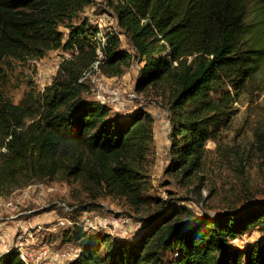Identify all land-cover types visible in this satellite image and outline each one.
I'll list each match as a JSON object with an SVG mask.
<instances>
[{
    "label": "trees",
    "instance_id": "16d2710c",
    "mask_svg": "<svg viewBox=\"0 0 264 264\" xmlns=\"http://www.w3.org/2000/svg\"><path fill=\"white\" fill-rule=\"evenodd\" d=\"M254 2L264 16V0H118L113 6L136 50L137 89L167 87L172 130L166 172L185 184L203 171L209 141L230 126L242 96L258 91L264 52L246 26ZM92 3L0 0V73L7 59L26 62L59 49L72 54L49 86L27 90L19 103L0 92V197L35 180L72 179L125 198L146 222L132 243L75 230L81 251L69 264H264V240L244 249L234 245L254 229L264 234V202L197 216L186 208L164 209L148 194L153 116L118 117L85 97L90 88L82 78L99 51L100 69L109 76L123 75L133 59L113 29L101 34L86 19L74 23ZM256 137L264 148V131ZM0 264L26 263L13 249L0 254Z\"/></svg>",
    "mask_w": 264,
    "mask_h": 264
},
{
    "label": "rangeland",
    "instance_id": "374dc122",
    "mask_svg": "<svg viewBox=\"0 0 264 264\" xmlns=\"http://www.w3.org/2000/svg\"><path fill=\"white\" fill-rule=\"evenodd\" d=\"M117 2L94 0L74 20L77 25L86 19L102 32L113 29L120 35V49L133 56L121 76H109L95 68L85 72L83 81L90 88L85 97L104 102L118 117L138 111L153 116L155 143L149 155L148 194L161 200L164 209L186 208L197 216L231 213L264 202V148L256 137L257 132L264 131V58L256 78L258 91L251 97L242 96L230 126L218 140L209 141L205 166L198 176L203 179L197 177L192 185L185 184L178 175L166 172L171 160L172 130L167 87L160 84L143 91L137 89L140 65L134 46L118 26L113 8ZM246 26L252 42L264 52V16L255 2L249 4ZM61 30L66 35L69 32L65 27ZM54 52H49L44 61L7 59L1 64L0 92L19 103L27 90H43L39 74L52 57H58ZM44 76L47 80L53 77ZM140 218L123 197L93 192L72 179L35 180L0 197V251L18 250V246L35 251L48 249L52 255L41 264H69V260L56 256L64 252L75 255L80 250L79 243L72 239L75 230L87 235H110L112 243H132L146 227ZM16 224L19 230L14 231V227L9 233L7 227ZM263 240L264 234L254 229L235 240L234 245L244 249Z\"/></svg>",
    "mask_w": 264,
    "mask_h": 264
},
{
    "label": "built area",
    "instance_id": "2783aa9c",
    "mask_svg": "<svg viewBox=\"0 0 264 264\" xmlns=\"http://www.w3.org/2000/svg\"><path fill=\"white\" fill-rule=\"evenodd\" d=\"M117 22H118V18H117ZM101 26L102 25H100V27ZM108 29H111V28H108ZM100 32H101V34L105 33V32H102L101 30H100ZM104 42H105V40H104ZM104 45H105V43H104ZM56 51L57 52H54V55H58V57L57 58L52 57V59H50L48 61L47 68H44V70H42V72H40V74H39V85L42 87V89H45L47 86H49L53 82V80L56 77L57 72H58L61 64L65 60L70 59L72 57V54L70 52H68L67 50L59 49V50H56ZM98 55H99L98 59L91 66V68H95L96 70H101L100 69V65H101L104 57H103L101 51L98 52ZM44 60H47L46 56H45L44 59L41 58V61H44ZM45 74H48V75H51V76L53 75V77H50L49 80H47V78H45V76H44ZM46 80H47V82H46ZM82 81H83V78H82ZM132 97H137V95L133 94ZM101 103L105 104L104 102H101ZM32 238H33V236L31 235V239ZM3 240H5V239L3 238ZM27 240L31 241L30 239H27ZM1 243H3V242L0 240V246H1ZM18 247H20V248H18V251H19V253L21 255V258L23 259V261L26 264H41L44 260L48 259L52 255V254H50L51 251H49L48 249H42V250L35 251V250L31 249V248H27V247L24 248V246H18ZM80 251L81 250H78V252L75 255H72V254L67 253V252L60 253V254H58V256H56V258L60 257L63 260H69L71 262L72 260H74L75 258H77L79 256ZM0 254H3V253H1V251H0Z\"/></svg>",
    "mask_w": 264,
    "mask_h": 264
},
{
    "label": "crops",
    "instance_id": "0c3cea01",
    "mask_svg": "<svg viewBox=\"0 0 264 264\" xmlns=\"http://www.w3.org/2000/svg\"><path fill=\"white\" fill-rule=\"evenodd\" d=\"M32 224L35 225V222H33ZM29 225H30V224H29ZM14 227H16L14 231L19 230V225H18V224L13 225V227L8 226L7 229H9V230H8L9 233L11 232V229H13ZM32 227H33V226H32Z\"/></svg>",
    "mask_w": 264,
    "mask_h": 264
}]
</instances>
